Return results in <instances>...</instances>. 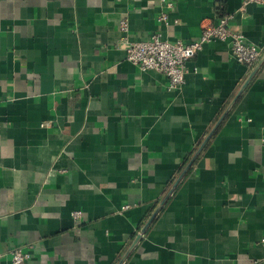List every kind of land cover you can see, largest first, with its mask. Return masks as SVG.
Masks as SVG:
<instances>
[{"label":"crops","instance_id":"crops-1","mask_svg":"<svg viewBox=\"0 0 264 264\" xmlns=\"http://www.w3.org/2000/svg\"><path fill=\"white\" fill-rule=\"evenodd\" d=\"M169 1L0 0V264H118L252 71L211 41L169 90L126 42L190 43L234 14L263 55L264 7ZM263 135L264 61L122 264L263 259Z\"/></svg>","mask_w":264,"mask_h":264},{"label":"built area","instance_id":"built-area-1","mask_svg":"<svg viewBox=\"0 0 264 264\" xmlns=\"http://www.w3.org/2000/svg\"><path fill=\"white\" fill-rule=\"evenodd\" d=\"M161 2L166 10H170L174 6L169 0H161ZM250 4L264 7V0H241L239 8L241 15H245L246 8ZM166 10L161 11L157 19L163 25L168 24ZM233 18L234 14H228L221 16L216 24L211 22L203 24L199 37L190 43L165 41L161 39L159 34H153L144 41L126 42V60L142 72L153 71L163 75L168 80L169 90H177L184 84L187 72L186 63L193 59L205 44L211 41H219L228 43L231 57L250 71L260 59L262 49L246 43L240 32L231 30L229 24ZM120 30L123 33L127 32L125 19L120 21ZM125 41L127 40L125 39ZM260 140L264 146V135ZM72 216L74 219H78L79 213L75 212ZM1 257L2 254L0 253ZM29 258L28 253L18 249L11 253L12 264H24ZM257 264H264V258Z\"/></svg>","mask_w":264,"mask_h":264},{"label":"water","instance_id":"water-1","mask_svg":"<svg viewBox=\"0 0 264 264\" xmlns=\"http://www.w3.org/2000/svg\"><path fill=\"white\" fill-rule=\"evenodd\" d=\"M263 61H264V53L261 56V58L259 59L258 63L255 65V67L252 68V71L250 72V74L248 75V77L241 84V86L239 87V89H238L236 95L234 96V98L230 101V103L225 108V110L223 111V113L221 114V116L219 117V119L216 121V123L214 124V126L211 128V130L208 132V134L204 137V139L201 142V144L197 147V149L195 150V152L192 154L191 158L189 159V161L185 165V167L182 170V172L179 174V176L174 181V183L171 186V188L169 189L168 193L165 195V197L162 199V201L157 205L156 209L153 211V213L151 214V216L148 219V221L142 226V228L139 230V232L135 235V237L133 238L132 243L126 249V251L122 255V257H121L120 261L118 262V264H122L126 260V258L128 257V255L136 247V245L140 242V240L142 239V236L146 233V231H147L149 225L151 224V222L153 221V219L160 212V210L162 209L163 205L168 200V198L170 197V195L173 193V191L175 190V188L177 187V185L179 184V182L181 181V179L183 178V176L192 167L194 161L197 159V157L200 155V153L202 152V150L205 148L207 142L211 139V137L215 133L217 127L220 125V123L222 122V120L224 119V117L227 115V113L230 111V109L232 108V106L235 104V102L237 101V99L239 98V96L241 95V93L246 89V87L248 86V84L250 83V81L252 80V78L254 77L255 73L257 72V70L259 69V67L263 63Z\"/></svg>","mask_w":264,"mask_h":264},{"label":"trees","instance_id":"trees-1","mask_svg":"<svg viewBox=\"0 0 264 264\" xmlns=\"http://www.w3.org/2000/svg\"><path fill=\"white\" fill-rule=\"evenodd\" d=\"M191 156H189L187 159H185V163L183 164V166L189 161Z\"/></svg>","mask_w":264,"mask_h":264}]
</instances>
